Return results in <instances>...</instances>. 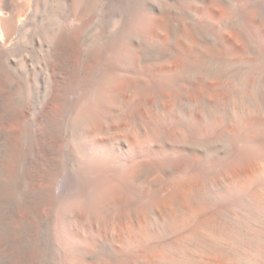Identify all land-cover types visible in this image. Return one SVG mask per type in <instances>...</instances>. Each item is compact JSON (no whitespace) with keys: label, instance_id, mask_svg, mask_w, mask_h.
Masks as SVG:
<instances>
[{"label":"bare ground","instance_id":"bare-ground-1","mask_svg":"<svg viewBox=\"0 0 264 264\" xmlns=\"http://www.w3.org/2000/svg\"><path fill=\"white\" fill-rule=\"evenodd\" d=\"M0 264H264V0H0Z\"/></svg>","mask_w":264,"mask_h":264},{"label":"rangeland","instance_id":"rangeland-1","mask_svg":"<svg viewBox=\"0 0 264 264\" xmlns=\"http://www.w3.org/2000/svg\"><path fill=\"white\" fill-rule=\"evenodd\" d=\"M47 1H49V0H47Z\"/></svg>","mask_w":264,"mask_h":264}]
</instances>
